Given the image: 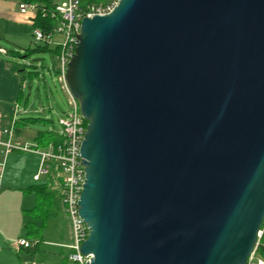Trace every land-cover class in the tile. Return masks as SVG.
Wrapping results in <instances>:
<instances>
[{
	"label": "water",
	"instance_id": "water-1",
	"mask_svg": "<svg viewBox=\"0 0 264 264\" xmlns=\"http://www.w3.org/2000/svg\"><path fill=\"white\" fill-rule=\"evenodd\" d=\"M65 82L88 122L89 264H247L264 225V0H120Z\"/></svg>",
	"mask_w": 264,
	"mask_h": 264
},
{
	"label": "rangeland",
	"instance_id": "rangeland-1",
	"mask_svg": "<svg viewBox=\"0 0 264 264\" xmlns=\"http://www.w3.org/2000/svg\"><path fill=\"white\" fill-rule=\"evenodd\" d=\"M15 1L18 6L20 0ZM18 14L19 18L14 21L0 19V46L9 52L20 53L19 57H13L11 53L0 54V62L5 66L0 68V77L6 81L16 76L18 67L24 69L19 73L20 89L12 105L14 119L9 124L13 127V134H19L14 141L25 147L45 150L61 131L59 118L71 110L68 95L58 82L59 46L65 38L56 34L49 45L44 42L34 44L29 16L22 15L19 9ZM3 96L6 101L14 99L8 89ZM41 132L45 134L37 138ZM60 177L56 172L55 180L46 182L47 186L50 183L48 189L32 192L35 195L28 199L22 213L0 208V230L3 232L0 235V264H63L67 248L62 244L65 242L67 221L57 197L60 194ZM19 215H22L20 219ZM21 239L39 242V245L36 250H20L17 243Z\"/></svg>",
	"mask_w": 264,
	"mask_h": 264
},
{
	"label": "built area",
	"instance_id": "built-area-1",
	"mask_svg": "<svg viewBox=\"0 0 264 264\" xmlns=\"http://www.w3.org/2000/svg\"><path fill=\"white\" fill-rule=\"evenodd\" d=\"M120 0H104L81 6V0H55L50 12L39 7L38 4L20 3L18 9L22 15H28L33 26L32 42H41L49 45L54 35L64 36V42L59 46L58 60L60 71L58 82L68 95V104L71 110L59 118L61 131L59 135L62 141L56 145H50L49 151L39 149H27L13 145L10 141L1 143L6 148V154L14 150L30 151L41 157V163L35 180H40L42 175H50L58 172L60 177V200L65 213L70 220L72 243L66 246L68 250L67 259L69 264H89L93 255L84 256L80 252L81 244L89 235V228L79 215V200L86 180L85 168L82 164L81 146L87 131L88 122L83 118L80 106L68 91L65 74L68 64L75 55L78 37L81 32V24L85 17L105 16L110 14L118 5ZM40 12V15H38ZM41 18L46 21L42 26H34L35 20ZM48 21V22H47ZM1 53H5L0 49ZM4 133L11 137L14 133L13 127H8ZM264 235V225L259 232L257 245L247 261V264H264V258L259 254L260 240ZM17 246L30 249L33 244L21 239Z\"/></svg>",
	"mask_w": 264,
	"mask_h": 264
},
{
	"label": "crops",
	"instance_id": "crops-1",
	"mask_svg": "<svg viewBox=\"0 0 264 264\" xmlns=\"http://www.w3.org/2000/svg\"><path fill=\"white\" fill-rule=\"evenodd\" d=\"M19 18L18 14V6L17 1L15 0H0V19L3 20H12ZM0 49L4 50L5 53H1L2 55H8L6 49L0 46ZM4 64L0 62V68L3 69ZM0 69V73H2ZM19 78H21L20 74H16L15 77H10L5 81L0 77V208H9L13 211L16 210L18 213H22L25 210L26 203L29 201L30 197L34 194L32 192H36L37 190H31L32 187L35 186H43L47 189L50 186L46 185V182L50 180L54 181L56 173L51 172L50 175H42L40 180L36 181L35 176L39 172L41 157L38 154H34L30 151L23 150H14L8 154H6L3 144L10 141L13 145L19 146L22 148L33 149L35 147H25L22 146L19 142L14 141V139L19 138V134H13L11 137L4 133V130L10 127L9 122L11 119H14V108L13 102L15 101V97L18 95L19 87ZM8 89L9 94L14 99L6 101L4 99V91ZM17 93V95H15ZM26 112V110L24 111ZM40 138V135L37 136ZM36 138V139H37ZM50 145L47 149L43 151H49ZM45 177V178H44ZM44 178V179H43ZM45 183V184H43ZM26 190V191H25ZM35 195V194H34ZM59 201V207L62 213L65 215L67 221L66 227V235L65 242L62 245H70L72 243V233H71V225L69 223L68 217L65 213L64 207L61 204L60 194L57 195ZM22 215H19V219ZM2 228V227H0ZM1 232L0 230V235ZM2 236V235H1ZM25 240V239H24ZM28 241V240H27ZM30 242V241H28ZM36 245V243H33ZM23 248H20L22 250ZM36 250V249H35ZM68 253V250L65 252Z\"/></svg>",
	"mask_w": 264,
	"mask_h": 264
},
{
	"label": "trees",
	"instance_id": "trees-1",
	"mask_svg": "<svg viewBox=\"0 0 264 264\" xmlns=\"http://www.w3.org/2000/svg\"><path fill=\"white\" fill-rule=\"evenodd\" d=\"M102 1H104V0H81V6H82V8H84L89 3H93V2L99 3ZM54 2H55V0H20V3H26V4L36 3L39 5V7L45 9L47 12L51 11L52 5L54 4ZM38 15H40V12ZM44 23H46V21L39 17L38 19L35 20L34 26H37V25L42 26V24H44ZM7 52H8V55L11 53V55H13V57H19V55H20V53L18 51H11V52L7 51ZM20 72H24V69H21L18 67L16 74H19ZM26 120H30L32 122L36 121V119H32V118H27ZM15 131L19 132V130H17V129ZM49 133L52 134L51 132H49ZM44 134H45V132H41L39 135L42 136ZM61 141H62V137L57 133L54 142L49 144V145H56V144H59ZM44 189H47V188L43 187V186H35V187L31 188V190H37V191H41ZM38 231L39 230L37 229L36 232H38ZM30 243H32V242H30ZM38 245H39V242L36 243V245L33 244V248H30V249L23 248V249L27 250V251L35 250V249H37ZM260 245L261 246L258 248V251H259V254L264 258V235H263L262 239L260 240ZM67 255H68V253H65L63 256V264H69L68 259H67Z\"/></svg>",
	"mask_w": 264,
	"mask_h": 264
}]
</instances>
